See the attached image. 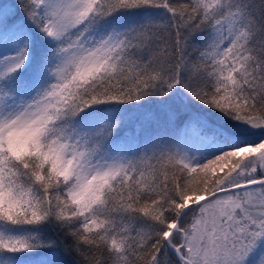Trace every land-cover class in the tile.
Wrapping results in <instances>:
<instances>
[{
    "label": "snow or ice",
    "instance_id": "6c2138e0",
    "mask_svg": "<svg viewBox=\"0 0 264 264\" xmlns=\"http://www.w3.org/2000/svg\"><path fill=\"white\" fill-rule=\"evenodd\" d=\"M0 264H264V0H0Z\"/></svg>",
    "mask_w": 264,
    "mask_h": 264
},
{
    "label": "trees",
    "instance_id": "16d2710c",
    "mask_svg": "<svg viewBox=\"0 0 264 264\" xmlns=\"http://www.w3.org/2000/svg\"><path fill=\"white\" fill-rule=\"evenodd\" d=\"M9 2H11V0H9Z\"/></svg>",
    "mask_w": 264,
    "mask_h": 264
}]
</instances>
